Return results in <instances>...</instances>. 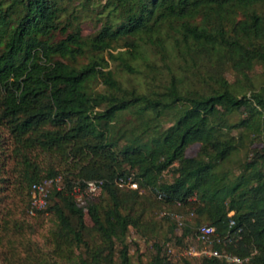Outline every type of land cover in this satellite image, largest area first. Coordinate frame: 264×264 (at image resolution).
<instances>
[{"label": "trees", "instance_id": "trees-1", "mask_svg": "<svg viewBox=\"0 0 264 264\" xmlns=\"http://www.w3.org/2000/svg\"><path fill=\"white\" fill-rule=\"evenodd\" d=\"M0 126L27 164L38 150L66 166L25 177L30 190L63 174L46 207L47 255L11 249L5 263L177 264L167 241L209 225L214 248L264 264V0H0ZM248 139L260 147L230 166ZM90 180L102 197L75 199ZM145 201L194 222L178 235L165 215L161 241ZM130 228L151 240L149 260H132Z\"/></svg>", "mask_w": 264, "mask_h": 264}, {"label": "rangeland", "instance_id": "rangeland-1", "mask_svg": "<svg viewBox=\"0 0 264 264\" xmlns=\"http://www.w3.org/2000/svg\"><path fill=\"white\" fill-rule=\"evenodd\" d=\"M89 29L85 26L84 33H88ZM261 69L256 68L255 75L258 78ZM232 80V77L229 76ZM237 115L232 118L236 120ZM233 133H236L234 130ZM0 138L2 139L3 148L0 150V264H9L4 262V254L9 256V250L20 257H25L27 253L34 254L36 257H42L47 255V251L50 249V245L47 241L49 230L55 225L56 217L51 211H47L46 207L37 210L31 207L29 203V188H25L26 174L36 166L37 170L41 174L45 175L48 169L55 168L56 170L64 171L66 166L60 160V157L55 154L44 153L41 151H34L30 153V165L24 160L23 157L18 155L13 149V144L7 131L0 126ZM244 147H241L238 152H235L231 157L229 163L232 167H237V164L244 161H248L251 155V149L260 147L258 141L254 143L250 142V139L244 141ZM198 144H191L185 151L186 156H194L198 150ZM32 163V164H31ZM59 174L62 185L63 174ZM171 171H165L162 179L165 181H172ZM46 179V178H43ZM126 186V185H125ZM52 189V188H51ZM144 192V191H143ZM150 193L147 191L144 192ZM103 191L96 196H90L86 193L80 197L81 200L86 197L98 198L102 197ZM146 212L144 214L145 221H156L158 227V238L161 241L164 239V234L168 230L169 221L164 216L170 215L173 217L176 223L179 221L182 223H193L191 213H186L185 208L180 209L176 205L166 206L161 203L156 205L149 204L145 201ZM87 225L90 227L92 222L88 215L85 216ZM183 224V225H184ZM183 226H178L179 229L176 233L180 235L183 231ZM150 234V233H148ZM94 235H89V239ZM166 237H168L166 235ZM127 241L130 244L129 253L133 261L138 258L147 261L151 258L153 248L151 246V240H146L140 237L134 228H130L127 234ZM168 250L167 254L170 255L171 260L174 263H179L181 259L186 258L193 263L198 264L200 259L190 256L187 251L190 247L196 248L199 246L194 236H187L182 239L181 243L172 237L170 241H167ZM166 244V243H165ZM170 248V251H169Z\"/></svg>", "mask_w": 264, "mask_h": 264}, {"label": "built area", "instance_id": "built-area-1", "mask_svg": "<svg viewBox=\"0 0 264 264\" xmlns=\"http://www.w3.org/2000/svg\"><path fill=\"white\" fill-rule=\"evenodd\" d=\"M55 187L56 189H61L60 178H46L40 182H35L30 187V202L31 207L37 210H41L46 207L48 203L49 194L51 188ZM131 188H136V183L130 184ZM103 190V183L101 180H90L87 181L84 187L76 186L72 189V195L75 199H80L85 193L90 196H96L101 193ZM233 212H230L228 215L231 217ZM229 225H235L234 219L230 218ZM178 226H182V222H178ZM179 229V228H178ZM241 228H238L237 232H240ZM199 246L196 248L190 247L187 253L195 258H210L215 257L220 260H223L227 264H248L247 257H240L231 252L225 250H219L213 247L214 241H220L217 237L214 227L209 225H201L198 227L196 236Z\"/></svg>", "mask_w": 264, "mask_h": 264}]
</instances>
